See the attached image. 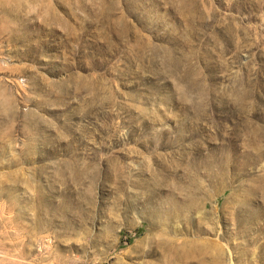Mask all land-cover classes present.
Masks as SVG:
<instances>
[{"label":"rangeland","instance_id":"rangeland-1","mask_svg":"<svg viewBox=\"0 0 264 264\" xmlns=\"http://www.w3.org/2000/svg\"><path fill=\"white\" fill-rule=\"evenodd\" d=\"M0 264H264V0H0Z\"/></svg>","mask_w":264,"mask_h":264}]
</instances>
